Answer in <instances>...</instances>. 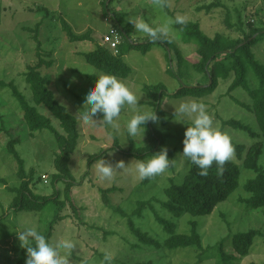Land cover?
<instances>
[{
  "label": "rangeland",
  "instance_id": "374dc122",
  "mask_svg": "<svg viewBox=\"0 0 264 264\" xmlns=\"http://www.w3.org/2000/svg\"><path fill=\"white\" fill-rule=\"evenodd\" d=\"M105 2L104 4L103 0H0V79L7 83L13 82L32 103V93L24 74L28 66H34L38 61L37 43L32 37L34 33L24 28L33 29L38 23L43 22L39 40L45 53L43 57L53 65L50 68L43 67L42 74L51 80L50 88L58 102L79 121L81 138L72 156L70 169L78 183L73 189V201L75 206L80 208L81 220L77 219V213L72 207L67 205L61 212L65 218L55 227L50 240L64 238L73 241L74 249L60 250L62 255L68 257L69 264H104L106 253L111 256L110 264H135L137 261L148 260L156 264H216V250H208L204 255L196 248L176 251L163 249L161 245L168 232L158 222L154 211L145 207L141 217L134 214L138 201H151L159 216L175 225L177 233L190 234L192 228L190 223L197 221L198 232L205 250L217 248L222 242L226 252L234 253L232 248L235 235L256 232L250 255L234 261L233 264H264V215L261 210L247 211L242 201L250 197V194L244 190V184L255 178L254 173L243 170L237 191L226 202L219 204L208 217L186 215L176 219L163 210L159 203L167 200L165 189L170 186L171 179L179 180L178 177L189 169V163L178 154L182 153L184 132L187 126H190L191 120L184 117L178 118L183 123L177 122L174 110L182 102L195 100L192 97L164 98L162 109L168 124L163 125L161 120L153 124L170 137L168 146L173 151V155L168 157L176 160V163L163 174L152 178L148 185H143V180H140L135 172L136 160L124 157L116 150L109 151L103 159L113 166L123 161L128 167L117 169L111 180L100 179L94 167L95 163L91 168L88 167L89 158L101 150L112 149L116 139L122 147H129L127 121L137 110L153 112L151 105H140L142 102H147L142 90L145 85L164 84L168 93L173 95L183 84L189 86L192 83L196 86L205 82L204 76L196 73L192 67L199 59L196 53L197 45L190 41L185 42L184 33L179 31L175 26L176 23L173 22L177 14L184 16L185 21H198L201 29L208 36L214 37L217 33H235V29H229L225 23L228 14L232 24L238 22L240 14L246 28L248 21L254 26H261L260 19L264 23V0H105ZM165 2L169 12L164 6ZM212 2L221 3L223 8L212 10L210 13L205 9L197 11V8ZM109 4L112 13L105 8ZM119 13L127 15L123 21L124 26L128 24L130 18L143 19L152 27L166 26L168 32L165 36L172 42L170 52L173 62L170 63L166 55L168 49L158 42H153L150 51L146 54L133 49L124 57L125 63L131 68V74L127 79L117 78L130 87L139 102L136 109L126 105L116 119L118 128H113L102 125L96 119L95 124L83 122L81 113L86 106L77 97L84 98L98 76L106 74L88 64L84 54L94 51L97 43L105 44V36L116 21L114 15ZM62 18L69 23L76 34L92 31L94 41L71 42L63 30ZM147 37L134 28L132 34L134 40L141 41ZM252 49L257 58L264 63V41L257 43ZM176 50L185 57L182 80L166 72L170 65L174 70L178 69ZM249 78L250 88H254L257 82L252 75ZM230 84L231 80L221 81L215 92L202 101L206 111L213 117L214 127L228 133L233 145L247 146L255 139V134L251 131H258L257 123L248 112L243 110L249 105L244 89L231 93V97L228 92ZM234 98L244 103L240 105ZM0 101L1 104L7 103V107L5 105L0 108V113L8 118L5 120L6 131L0 132V178L8 181V186L0 184V217H3L0 221V264H16L23 254L16 233L26 227H35L44 233L47 226L41 219L52 220V218L48 210L41 214L10 210L16 193L11 192L8 187L19 186L20 180L17 176V162L7 152L6 146L11 138L22 136L15 116L22 121L23 112L9 89L0 91ZM38 109L48 115L54 125L61 130L59 122L46 107L40 106ZM231 119L241 121L249 129L223 125L224 121ZM133 139L140 145L145 144L146 132L143 137L138 135ZM16 149L25 163V170L29 172L34 168L38 178L41 176L43 178L39 184L35 185L32 182L31 190L39 195H52L54 188L52 178L56 173L53 160L57 149L49 134L36 133L33 138L24 139ZM231 159L238 162L235 152ZM260 164L264 168V153ZM48 180L50 183L46 184L45 181ZM58 188L62 191L64 183H58ZM112 188H116V191L109 194V199L114 205L123 209L128 217L117 215L107 208L100 190ZM130 218L155 242L144 245L132 236L128 226ZM137 245L140 247H134ZM235 255L238 256L236 253Z\"/></svg>",
  "mask_w": 264,
  "mask_h": 264
},
{
  "label": "trees",
  "instance_id": "16d2710c",
  "mask_svg": "<svg viewBox=\"0 0 264 264\" xmlns=\"http://www.w3.org/2000/svg\"><path fill=\"white\" fill-rule=\"evenodd\" d=\"M103 3H106L105 0H103ZM164 6L168 8L166 2ZM105 8L109 13H112L110 4L106 5ZM218 8H223V5L219 2H212L211 4L197 8V11L200 12L205 9L207 13H210L212 10ZM167 11H170L169 8ZM126 16V14L120 13L114 15L116 21L112 27L118 29L122 35L118 54H114L107 47L97 43L94 51L84 54L87 63L106 74L127 79L131 74V68L125 63L124 57L133 49L139 50L143 54L148 53L153 42H158L164 48L168 49L166 55L169 62L172 63L173 59L170 52V49L172 51V42L169 37L162 35L156 41H152L150 37L141 41L134 40L132 38L134 32L133 25L129 23L125 26L123 25ZM260 21L261 26L259 27L252 25L248 21V28H246L240 14L236 24L231 23L230 15L228 14L225 23L229 29H235V33H217L214 37L208 36L201 29L198 21H185L183 25L175 24L176 28L184 33L183 40L185 42L190 41L197 45L196 53L199 59L194 62L192 67L196 73L204 76L205 82L196 86L192 83L189 86L183 84L173 95L168 93L164 84L145 85L142 89L147 102H142L140 105H151L153 112L158 117L157 121L161 120L163 121V125H167L165 112L162 109L165 97H192L197 102L204 104L202 100L213 94L221 81L231 80L228 90L229 95L239 89H244L249 105L245 109L242 108L257 123L258 131H251L252 134H255V139L250 145H233L238 162L230 159L222 166V169L218 168L214 163L208 169L207 176L199 175L200 170L195 165L189 164V169L184 175L178 177L179 180L171 179L170 186L165 189L167 200L159 203L163 210L167 211L176 219H180L186 215L193 217L210 216L219 204L226 202L237 191L240 186V177L243 170L252 172L256 176L244 184V190L250 194V197L242 201L247 211L261 210L264 215V168L260 164L261 157L264 153V63L257 58L252 49L257 43L264 41V23L262 19ZM61 23L63 30L71 42L94 41L92 31L89 30L83 34H76L65 19L62 18ZM42 25L43 22L38 23L33 29L24 28V30L34 33L32 37L37 43L36 55L38 61L34 66H28L24 74L26 83L29 85L32 93V103L27 100L26 96L13 82L7 83L0 79V91L9 89L23 112L22 121L18 116H15L18 129L21 131L22 136L11 138L6 146L7 152L17 162V176L20 180L19 186L8 187L11 192L16 193V198L10 206V210L14 212L27 211L37 214L48 210L52 220L50 218V220L48 218L41 219L47 226L46 232L41 234L51 239L55 227L65 218L61 215V212L67 205L72 207L77 213V219L81 220L80 208L77 205L75 206L73 201V189L78 183L70 169V162L73 154L77 150L81 132L79 129V121L65 106L58 102L54 92L50 88L51 80L42 74L41 69L43 67L50 68L53 65L51 61H47L43 57L45 53L39 40ZM175 55L178 63L177 71L170 65L166 72L182 80L184 74L183 65L186 64L185 57L179 50H176ZM250 75L257 82L254 88H250ZM230 96L232 97V95ZM77 98L82 101L84 100L80 96ZM234 100L240 105L244 103L243 101L241 103L235 98ZM1 103L0 101V108H3L5 105L7 107V103ZM40 106L47 108V111L59 122L61 130L54 125L53 120L48 115L39 111L38 107ZM6 119L8 118L0 113V123L2 125L0 126V132L6 131ZM94 119L100 121L102 116L97 114ZM223 125L235 126L243 130L249 129L241 121L235 119L224 121ZM145 132V144L140 145L134 141L133 137H130L129 147L124 148L119 144L118 139H116L112 149L101 150L98 154L91 156L88 167L91 168L96 160L105 158L111 150H116L122 156L135 160L150 159L152 154L159 152L165 147L168 149V155H173V151L168 146L170 137L154 127L153 122L149 121L145 125ZM36 133H48L57 149L53 160L56 173L52 178V184L54 186L52 195H39L31 190L30 184L32 182L35 185L39 184L43 181V178L42 176L38 178L37 171L34 168H31L29 172L25 170V163L16 149V146L21 144L24 139L33 138ZM151 179H144L142 184L145 186L148 185ZM60 182L64 183V189L62 191L58 188V183ZM45 183L49 184L50 181H45ZM0 184L8 186V181L0 178ZM114 191H116V188L100 190L107 208L115 212V214L126 218L128 216L125 211L114 205L111 199H109V194ZM62 197L64 198L63 200ZM145 207H149L154 211L156 219L168 232L166 239L161 245L163 249L167 248L171 251H176L196 248L202 251L204 255L207 254L208 250H216V264H233L234 261L247 257L251 253L256 232L235 235L232 248L234 253L226 252L222 242L217 248L213 247L205 250L202 245V237L198 232L199 224L197 221L190 223L192 226L190 234L177 233L175 225L171 221L160 217L151 201H138L134 214L141 217L144 209H146ZM2 220L3 217H0V221ZM128 226L129 233L135 236L140 243L151 245L152 242H155L147 233L143 232V229L137 227L131 218L128 220ZM26 254V249L23 248V254L16 264H25ZM103 261L106 264L104 259ZM135 264L156 263L148 260L137 261Z\"/></svg>",
  "mask_w": 264,
  "mask_h": 264
},
{
  "label": "clouds",
  "instance_id": "9594fccd",
  "mask_svg": "<svg viewBox=\"0 0 264 264\" xmlns=\"http://www.w3.org/2000/svg\"><path fill=\"white\" fill-rule=\"evenodd\" d=\"M176 24L183 25L185 17L177 14ZM137 32L146 34L152 41L158 40L162 35H166V26L152 27L140 18H130ZM113 28V27H111ZM107 47L105 44H103ZM108 48V47H107ZM110 49V48H108ZM111 50V49H110ZM114 54L117 51L111 50ZM139 99L128 85L121 82L116 76L110 74H100L90 87L83 100L85 110L81 113V119L85 123H96L94 119L97 114L102 116L100 123L118 128L116 119L120 116L122 108L126 105L134 109L138 106ZM174 117L177 122H182L178 118L191 120L184 132L182 153L178 156L191 165H195L200 171L199 175L207 176L208 169L215 163L218 168L228 162L234 155L235 149L231 137L228 133L214 127L213 117L206 111L203 103L191 100L182 102L174 110ZM158 119L155 112H145L137 110L126 123V131L130 137L144 135L145 125ZM176 160L169 159L168 149L162 148L159 152L152 154L150 159H139L135 162V172L140 180L151 179L163 174ZM94 167L100 179L111 180L117 169H126L125 163L119 161L113 166L111 163L101 158L96 160ZM21 247L26 249L27 259L25 264H69L66 255L61 254V249L72 250L75 248L73 241L58 238L55 241L46 238L35 227H26L16 233ZM106 264H110L111 256L104 255Z\"/></svg>",
  "mask_w": 264,
  "mask_h": 264
},
{
  "label": "built area",
  "instance_id": "2783aa9c",
  "mask_svg": "<svg viewBox=\"0 0 264 264\" xmlns=\"http://www.w3.org/2000/svg\"><path fill=\"white\" fill-rule=\"evenodd\" d=\"M121 40L122 35L120 31L116 28H111L109 33L105 36V45L111 50L117 51Z\"/></svg>",
  "mask_w": 264,
  "mask_h": 264
}]
</instances>
